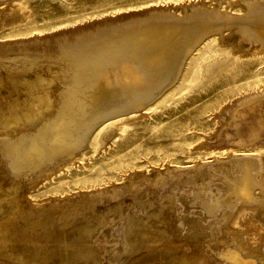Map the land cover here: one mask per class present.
I'll list each match as a JSON object with an SVG mask.
<instances>
[{"label": "bare ground", "instance_id": "1", "mask_svg": "<svg viewBox=\"0 0 264 264\" xmlns=\"http://www.w3.org/2000/svg\"><path fill=\"white\" fill-rule=\"evenodd\" d=\"M235 1L229 0L230 5L241 7L242 1ZM257 20V30L264 35V11ZM143 24L114 25L93 35L76 36L59 55L26 56V65L0 63L5 69L0 71V176L13 185L0 186V255L6 260L4 264H109V260H102L99 232L110 212H121L120 204L99 212L95 202L103 195L85 192L67 200L52 197L35 201L23 196L22 188L24 179L36 182L49 178L64 168V162L74 163L81 153H89L83 141L96 126L121 127L119 123L126 117L155 107L160 90L174 76L170 69L176 54L172 41L163 50L160 42L188 29L166 19L144 20ZM129 27L128 33H122ZM224 27L212 33H220L218 37L224 42L231 41L230 36H222ZM205 32L190 31L194 37L191 43ZM48 37L34 35L19 41L23 47H44ZM152 97L157 101L149 105ZM244 102V98L235 101L225 112ZM258 138L256 135L249 144L237 147L203 148L204 153L220 155L215 161L228 175L239 176V181L233 187L221 181L218 187L210 186L203 193L206 199L196 201L199 210L185 213L179 221L177 212L169 214V206L180 204L176 197L182 191L194 196L191 188L183 186L178 195L135 196L145 212L141 216L130 213L121 228L124 236L120 235L118 242L129 252L119 260L123 264H264V199L252 203L256 202V189L264 197V148H260L264 141ZM191 168L195 170V165ZM170 169L167 175H172L173 181L190 177L188 168ZM203 170L199 174L207 177L210 169ZM141 173L136 170L134 179ZM119 185L125 189L123 181ZM114 192L104 197L112 198ZM176 228L185 232V240L179 243V238L177 243L173 241Z\"/></svg>", "mask_w": 264, "mask_h": 264}, {"label": "rangeland", "instance_id": "2", "mask_svg": "<svg viewBox=\"0 0 264 264\" xmlns=\"http://www.w3.org/2000/svg\"><path fill=\"white\" fill-rule=\"evenodd\" d=\"M238 1H242L241 7L234 8L229 0H0V63L5 65H26V56L59 55V50L69 47L76 36L93 35L114 25L136 26L144 20L166 19L188 29L186 33L175 34L168 42H160L161 50L172 44L176 54L170 69L174 76L160 90L158 102L155 103L157 98L154 97L149 102V105L155 103L154 108L135 117H126L119 123L121 127L115 124H106L103 128L96 126L83 141L90 148L89 153H81L74 163L64 162V168L49 178L23 181V196L35 201L52 197L67 200L86 192L103 195L95 202V210L99 212L120 204L121 212L118 215L110 212L112 221L106 220L99 232L104 263L109 260V264H123L119 258L128 255L129 249L118 242L120 235L124 236L121 228L130 213L141 216L145 212V207L136 202L135 196L145 193L164 197L172 192H176L172 195H178L183 186L191 188L196 192L194 196L182 191L176 197L180 204L169 206V214L177 212L179 221L188 212L199 210L196 201L206 199L203 193L210 186L218 187L221 182H227L233 187L234 182L239 181V176L228 175L216 162L221 159L220 155L204 153L203 148L246 145L256 135L264 141V35L257 30V18L264 11V0ZM9 2H13L10 8H3ZM223 25L226 27L222 36H230L231 41L224 42L218 37L220 33H212ZM130 29L132 27L122 33L125 30L128 33ZM193 29L194 33L198 30L206 32L191 43L194 37L190 31ZM43 34L49 35L44 47H23L19 41ZM0 71H5L3 66ZM242 98L244 103L225 112V108ZM260 148L263 149L264 144ZM194 165L195 170L191 168ZM207 166L210 174L201 177V170L209 171ZM181 168H188L189 180L173 181V176L167 175L168 169L172 172ZM136 170L143 173L134 179ZM194 171L199 172L195 174ZM110 180L113 183L107 189ZM121 180L125 189L119 185ZM0 186L13 187L1 176ZM112 192L115 193L112 198L104 197ZM259 192V189L255 190L256 202L252 203L264 199ZM9 193L12 194H6ZM173 234V241L177 238L180 239L178 243L185 240L182 229L176 228ZM206 237L208 242L209 235ZM4 263L6 260L0 255V264Z\"/></svg>", "mask_w": 264, "mask_h": 264}]
</instances>
